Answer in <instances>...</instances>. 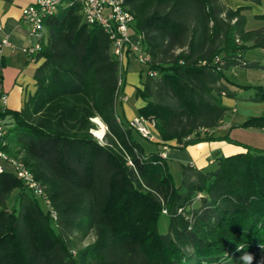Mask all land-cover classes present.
I'll use <instances>...</instances> for the list:
<instances>
[{
    "label": "trees",
    "instance_id": "trees-1",
    "mask_svg": "<svg viewBox=\"0 0 264 264\" xmlns=\"http://www.w3.org/2000/svg\"><path fill=\"white\" fill-rule=\"evenodd\" d=\"M126 7L151 57L137 95L146 101L139 116L155 121L158 151L146 153L143 136L119 113L124 74L109 35L84 21L79 2L60 7L44 23L37 89L20 111L2 114L0 144L34 173L57 218L16 174L0 173V264H261L264 149L214 131L224 97L245 90L264 101V83L226 75L260 66L246 53L264 49V11L256 16L262 25L249 30L246 6L224 0H126ZM96 117L107 127L103 141L92 132ZM241 127L264 130V114ZM216 140L246 151L218 156L213 168L182 164L175 184L164 146ZM91 233L94 242L79 247Z\"/></svg>",
    "mask_w": 264,
    "mask_h": 264
},
{
    "label": "built area",
    "instance_id": "built-area-1",
    "mask_svg": "<svg viewBox=\"0 0 264 264\" xmlns=\"http://www.w3.org/2000/svg\"><path fill=\"white\" fill-rule=\"evenodd\" d=\"M75 2H79L82 6L84 21L89 24H99L105 33L109 35L112 40V51L121 63L127 54H131L139 62L148 65L151 57L144 51L140 38L135 37L132 33L134 16L127 10L126 0H37L35 4L25 6L23 8V19L30 24V42L24 50L30 58H36L46 43L44 25L46 18L54 15L60 7H69ZM12 46V42L7 37L1 38L0 55L5 47ZM123 99L126 101L128 97L125 96ZM6 104L7 95L2 92L0 83V144L7 133L6 120L2 115L7 110ZM129 123L144 138L149 140L157 139L154 120L138 115L130 120ZM168 150L169 147L164 146V150L161 153L163 158L168 157ZM7 164L11 166V170H8ZM4 172L14 173L21 178L34 195L41 200L50 215L54 219L57 218V211L51 199L48 197L44 187L36 179L34 173L19 160L10 157L0 147V173Z\"/></svg>",
    "mask_w": 264,
    "mask_h": 264
},
{
    "label": "crops",
    "instance_id": "crops-1",
    "mask_svg": "<svg viewBox=\"0 0 264 264\" xmlns=\"http://www.w3.org/2000/svg\"><path fill=\"white\" fill-rule=\"evenodd\" d=\"M36 2L37 0H0V39L7 37L13 44L12 47H5L0 55V83L2 92L7 95L6 108L10 111H20L28 98L37 89L34 74L43 59L38 56L32 59L25 52L24 49L30 42V24L23 19V8ZM224 2L233 9L251 4V2L244 0H224ZM132 33L135 37H138L133 31ZM121 65L125 81L130 79L134 81L137 76L140 80H145L147 65L139 62L131 54H127ZM234 74L239 75L237 72ZM141 86L143 88V85ZM130 91L133 92V88L124 85L123 95L128 97ZM145 104L146 101L137 96L134 106L140 109ZM121 106V117H124L127 121L139 115L125 101L122 102ZM234 111H237V109H234ZM225 147L224 141L201 142L197 147H191L190 145L186 148L176 147V145L171 146L167 158L169 167L170 169L179 170L180 173L182 164L207 168V165L214 164L215 159L223 154ZM224 155L228 156L227 154ZM6 166L8 170H11L10 165L7 164Z\"/></svg>",
    "mask_w": 264,
    "mask_h": 264
},
{
    "label": "rangeland",
    "instance_id": "rangeland-1",
    "mask_svg": "<svg viewBox=\"0 0 264 264\" xmlns=\"http://www.w3.org/2000/svg\"><path fill=\"white\" fill-rule=\"evenodd\" d=\"M244 9V14L247 18V29H257L262 25V21L258 19L256 16L260 15L264 11V0L261 4L251 3L247 5ZM262 11V12H261ZM246 59L249 61L260 63V66L253 68H245L238 67L236 69L229 70L226 72L227 77L232 80L236 84L242 85H255L264 83V49H250L246 53ZM235 71L239 74L238 76L234 75ZM234 72V73H233ZM146 78V74H145ZM134 79V78H133ZM125 85H128L129 88H133V92L130 91L128 93L129 100H126L125 103L134 108L136 113H139V109L134 106V102L137 100V92L139 89H142L144 80H140L137 76L134 81H125ZM230 88H235V86L230 85ZM252 92V91H251ZM123 101V99H122ZM223 104L226 106V114L224 117V121L219 128H216L214 134L216 136H223L226 134H230L233 139L243 142L244 144H248L252 147L262 148L264 149V130L258 128H243L241 125L243 122L250 116H261L264 114V101H255L250 99V92L245 90H240L236 97H224ZM122 106L118 107L119 113H121ZM237 109V111H234ZM124 119V117H123ZM97 124V128L93 129V134L103 141V137L106 134L107 127L105 123L99 118L96 117L93 119ZM141 144L146 147V153L150 151H157L159 145L155 143V141H151L149 139L143 138L141 136L138 137ZM156 139V138H155ZM222 141V140H216ZM211 142V141H204ZM198 144H192L191 147H197ZM225 149H223V154H236L245 152L246 149L243 145L237 143H230L224 141ZM227 148V149H226ZM170 149V148H169ZM169 151V150H168ZM169 155V153H168ZM168 158V157H167ZM207 167H215L213 165H207ZM172 172V180L175 184H179L181 182L182 174L180 171L175 168L171 169ZM169 228V217L166 214H163L160 218L159 222V231L161 233H166ZM95 240V234L91 233L86 239L80 242L79 247H85L88 244H91ZM257 261H260L261 264H264V252H259Z\"/></svg>",
    "mask_w": 264,
    "mask_h": 264
}]
</instances>
